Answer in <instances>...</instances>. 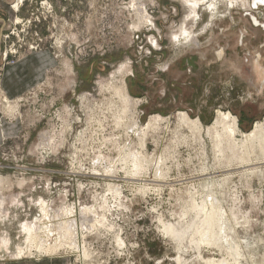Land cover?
I'll return each mask as SVG.
<instances>
[{"label":"rangeland","instance_id":"374dc122","mask_svg":"<svg viewBox=\"0 0 264 264\" xmlns=\"http://www.w3.org/2000/svg\"><path fill=\"white\" fill-rule=\"evenodd\" d=\"M16 5L10 8L16 18L0 24V79L3 64L33 52L49 51L55 65L41 86L16 101L15 111L0 92L2 116L15 112L23 122L20 136L0 147L5 211L0 238L10 239L0 260L12 259L16 248L24 247L21 225L38 218L43 199L55 217L63 207L74 209L78 249L20 259L219 261L218 250L202 247L199 253L187 239L177 243L163 232V225L179 228L191 219L189 194L198 191L211 195L225 212L242 255L239 263L264 264V164L253 165L262 152L239 143L236 157L252 164L237 165L226 145L216 156L204 131L193 133L178 119L185 113L206 128L217 112L229 113L237 122L238 141L264 123V4L248 7L255 23L239 4L208 0L195 9L196 20L187 22L192 34L180 42L170 36L191 8L178 0H21ZM135 5L154 26H137ZM152 37L159 49L150 44ZM124 65L130 70L120 68ZM121 82L140 106L133 101L123 106L114 92ZM157 116L164 121L147 128ZM132 157H140L142 169ZM246 166L255 171L243 173ZM82 207L106 216L111 228L82 231Z\"/></svg>","mask_w":264,"mask_h":264},{"label":"bare ground","instance_id":"6f19581e","mask_svg":"<svg viewBox=\"0 0 264 264\" xmlns=\"http://www.w3.org/2000/svg\"><path fill=\"white\" fill-rule=\"evenodd\" d=\"M178 1L182 2L185 6L191 8V13L186 14L185 17L181 20V25L178 31H176L170 36L171 40L180 42L183 40H187L192 34L191 29L187 25V22L189 20H192V22H194L196 20L197 14L195 12V9L197 8V6L203 4L204 2H208V0ZM227 1L228 3H230L231 6H237L239 4L241 8L247 11L246 15H249L251 17V10L248 7L251 6L253 10L254 8H257L258 4H264V0H253L252 5L251 0L250 3L249 0ZM20 2L21 0H17L16 3H14L13 6L15 9L17 8L16 4ZM214 5L211 4L210 7ZM134 9H136V11H133L135 12L136 21L138 22L137 26L139 28L142 26H154V23L151 21L150 16L148 15V13H146L143 7L135 5ZM251 19L254 20L255 23H257V19L255 17H252ZM150 44L152 45V47H155L157 49L160 48L155 37L151 38ZM217 56L221 59L222 52L220 51L219 53H217ZM120 68L125 69L128 68V66L124 65ZM129 70L130 69L128 68V71ZM102 90H104V87L102 88ZM114 90L116 96H118V98L122 101L124 107H128L129 105L127 104L131 103L132 101L135 102L136 106H140L139 100H133L127 94L122 82L121 85L119 87H115ZM179 116V122H181L182 125H184L185 127H188L191 132H197L198 134L202 133V131L205 132L206 136L208 137V139L211 140L213 144V150L216 156L221 155L223 153L224 145H226L233 152L232 157H235L234 162H237V165H241L242 158L241 160L239 159V157L237 158L236 153L234 152L238 144L241 143L242 145L247 144L251 149H254L256 147L262 152V157L260 159H254L255 162L253 163V165L264 164V123H256L254 125V128L249 133L241 134L243 141H238L236 139V135L238 133L237 122L234 118H232L229 113L217 112L212 124L206 128H204L201 123H199L198 119L192 120L185 113H180ZM157 118H151L150 121L147 123L146 127L154 129L164 121L161 117L157 116ZM41 145L42 144H39V147H41ZM132 158V162H134L133 164H135V167L137 166V168L142 169L141 163L138 162L140 157L139 159H137V157ZM242 161L244 162V164H252V161L250 159ZM249 169L248 167L247 169L244 168L243 173L253 172V170L255 171V169ZM206 172L207 171L204 170L202 174L205 176H213V174L208 175V173ZM208 179L213 180L212 177L207 178L204 180L205 182L203 185L207 183ZM3 181L4 179L0 177V184ZM211 183L214 184L213 182ZM145 190H148V188L144 187V191ZM108 192H114L113 194L119 195L118 191L114 189H108ZM201 193L199 194V192L196 191L194 194H189L190 199L188 208L189 211L192 212L191 219L189 221L186 220V222H184V224L181 225L179 228H176L174 227L175 225L173 226L171 224L163 225L164 234H166L167 237L171 238L172 240L177 241V243H181L185 239H187L188 244L192 248H195V250H197L198 252L200 251V248L205 247L216 249L220 253H222V259L219 261H215L214 259L210 258L205 259L201 257L202 264H240L239 260L242 255L239 251V245L234 237V228H228L226 226L227 217L225 212L221 210L219 203L214 201L211 195H204ZM196 197L200 199L199 202L195 200ZM38 204L40 206H38L40 211V215L38 216V218H36L34 222H26L22 223L21 225V234L25 239L24 247L18 246L16 248V252L12 254L11 257L15 259H20L23 256L31 257L33 255H54L63 249L66 251L77 250L78 248L75 233V230L77 228V221L75 222L73 218L75 216L74 209L72 207H63L58 210V213L55 217L51 215V209L48 202L44 201L43 199H40ZM3 205L4 203L0 197V218L2 215L5 216ZM186 215L187 214L184 211L182 214L179 215V219L182 220L186 218ZM54 220L57 221V224H54ZM106 223V216H98V214H96L92 207H82L79 211L78 224L81 227L82 231L87 230L89 228H93V226H96L98 228H111L109 225H107L106 227ZM116 243L118 248H122L124 246V243L119 238H116ZM9 245L10 239L8 236L0 238V249H4L8 253ZM177 261H179V258H177ZM241 261L242 260H240V262ZM64 264H69V261L64 262Z\"/></svg>","mask_w":264,"mask_h":264},{"label":"crops","instance_id":"0c3cea01","mask_svg":"<svg viewBox=\"0 0 264 264\" xmlns=\"http://www.w3.org/2000/svg\"><path fill=\"white\" fill-rule=\"evenodd\" d=\"M15 1L0 0V24L4 25L5 20L11 22L16 18V12L11 11V9L16 10L13 6ZM54 65L55 59L49 51L33 52L18 58L13 63L2 65L0 92L7 101L14 104L12 111L16 109V101L45 82L47 71ZM15 116V112L8 111L4 117L0 109V147L5 141L17 139L23 131V122ZM64 262V259H59L50 263L47 258L39 262L33 259L0 260V264H64Z\"/></svg>","mask_w":264,"mask_h":264},{"label":"water","instance_id":"95a60500","mask_svg":"<svg viewBox=\"0 0 264 264\" xmlns=\"http://www.w3.org/2000/svg\"><path fill=\"white\" fill-rule=\"evenodd\" d=\"M253 22H255L254 20H252Z\"/></svg>","mask_w":264,"mask_h":264},{"label":"built area","instance_id":"2783aa9c","mask_svg":"<svg viewBox=\"0 0 264 264\" xmlns=\"http://www.w3.org/2000/svg\"><path fill=\"white\" fill-rule=\"evenodd\" d=\"M5 103V102H4Z\"/></svg>","mask_w":264,"mask_h":264},{"label":"flooded vegetation","instance_id":"af4514ba","mask_svg":"<svg viewBox=\"0 0 264 264\" xmlns=\"http://www.w3.org/2000/svg\"><path fill=\"white\" fill-rule=\"evenodd\" d=\"M249 16V15H248Z\"/></svg>","mask_w":264,"mask_h":264}]
</instances>
